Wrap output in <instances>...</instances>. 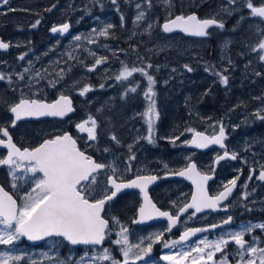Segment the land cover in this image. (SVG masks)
<instances>
[{
	"label": "rangeland",
	"instance_id": "rangeland-1",
	"mask_svg": "<svg viewBox=\"0 0 264 264\" xmlns=\"http://www.w3.org/2000/svg\"><path fill=\"white\" fill-rule=\"evenodd\" d=\"M101 2L106 0H8L6 5L0 3V35L14 46L11 51L0 54V59L6 65L2 85L8 88L0 92V126L11 124V118L4 120L3 117L16 97H43L47 81L59 83L67 80L73 82L77 95L78 110L71 123L76 126L89 116L97 121L95 140L89 141L87 133L81 134L77 128L72 132L74 138L90 154L102 153L103 162L117 168L116 175L120 180H129L132 176L151 171L176 172L182 169L197 157L196 151L186 143L193 134L187 129L211 134L217 133L221 124L231 134L228 141L230 151L238 157V162L223 166L220 170L222 180L249 163L264 165V119L257 118L255 114L260 110V115L264 116V71L258 72V68L264 69V61L259 60L258 52L252 51L264 39V18L253 17L246 7V0H235V3L230 0H183L180 15L195 12L200 19L215 18L224 24L223 28L208 30L206 37L195 38L162 31V23L177 14L173 0H116V4L111 0L110 6ZM252 2L255 6L264 5V0ZM137 4L140 8L136 7ZM8 9L14 10L13 16L5 15ZM141 11L145 13L144 18L134 22ZM235 13L238 14L236 21ZM37 20L40 23L33 28ZM234 21L239 24L241 33L228 31L233 29ZM65 22L71 24L67 35L55 36L51 33L53 26ZM108 25L112 27L108 29L107 36H98L93 32ZM149 25L152 27L149 28ZM75 36L82 39L74 40ZM89 39L94 43H89ZM22 54L24 59H19ZM101 57H106V60L89 71L95 60ZM124 65L128 68H145L156 81L153 90L159 115L153 125V143L145 138L149 134L147 118L143 115L148 108V100L144 96L147 80L139 72L133 73L127 80H116ZM185 65L193 70L187 71ZM251 65L257 67L249 71ZM210 66L211 70L206 71ZM26 68L29 71L23 72ZM14 73L16 75H9ZM20 73L26 75L23 80L29 82V87L15 83ZM58 73H62V79ZM216 73L226 76L227 84H222ZM41 79L45 83L42 84ZM40 85L38 90L43 92L33 91ZM85 85H90L91 90L80 95ZM132 87L137 88L135 93L127 91ZM49 88L57 90V85H49ZM251 118V124L255 123L256 127L249 123ZM248 123L250 127L246 128ZM62 128L60 124L58 129ZM15 133L18 135L16 143L21 142L30 149L37 147L46 135L57 132H31L29 126H24ZM113 136L119 143L112 139ZM246 138L250 141L251 155L246 152ZM132 155L135 159L129 161ZM129 166L131 171L126 170ZM5 172L8 185L20 197L30 192L35 179L39 178L21 168L17 169L14 181L9 175V167ZM104 173L97 175L92 185L90 198L93 200L110 188L107 175L112 173L111 168ZM164 193L168 207L176 209L189 200L191 186L186 182L172 181L171 186L164 188ZM241 196L242 193L233 199V207L240 204ZM158 198L161 197L158 195ZM137 201L134 192H127L106 204L103 217L109 221V228L102 247L74 248L65 241L53 239L42 242L44 244L41 243L40 247L15 241L9 246L0 245V251L23 256L24 259L17 264H60V261L75 264L85 252H88L85 257L87 261L93 255V249L99 253L108 248L116 260L122 261L120 246L113 243L121 227L128 229L130 243L141 244L142 247L151 242L159 229L153 225L136 226L133 223ZM113 217L119 223L113 221ZM195 220L196 217L189 213L183 223L189 225ZM241 227L238 225L226 233L238 231ZM195 246L193 240L170 249H177L176 254H179ZM133 254L142 255L143 258L129 260L128 264H158L150 262L151 252L143 255L139 249H133ZM94 264L111 262L94 261Z\"/></svg>",
	"mask_w": 264,
	"mask_h": 264
},
{
	"label": "snow or ice",
	"instance_id": "snow-or-ice-1",
	"mask_svg": "<svg viewBox=\"0 0 264 264\" xmlns=\"http://www.w3.org/2000/svg\"><path fill=\"white\" fill-rule=\"evenodd\" d=\"M235 3V0H230ZM0 3L7 4L8 0H0ZM116 4V0H112ZM140 8V5H136ZM246 7L250 10L253 17L264 18V5L255 6L252 0H246ZM51 9H49L50 11ZM227 11V9H225ZM145 16L143 11L139 12L134 22L141 21ZM123 20V17H121ZM40 23L39 20L32 25L35 28ZM212 26L223 28L222 21L215 18L200 19L195 14L188 16L177 15L174 18L168 19L163 25L162 29L166 33L173 32L176 29L188 34L198 37L207 36L208 29ZM112 25L99 31L93 30L98 36H107L108 29ZM152 26L149 25V28ZM70 25L64 23L59 26L51 28L52 33H66L69 31ZM74 40H81V36H75ZM89 43H94L89 39ZM10 47L8 42L0 40V50H7ZM252 51L258 52L259 60L264 61V39H261L256 48ZM94 55V54H93ZM19 59H24L22 54ZM106 60V57L97 58L95 64L89 68L92 71L97 65H100ZM148 67H152L148 65ZM187 71L191 72L193 69L188 65L184 66ZM211 66L206 68L210 71ZM25 69L24 72H28ZM139 72L147 80V89L144 93L145 99L148 100V108L143 114L147 118L148 136L145 137L149 143H153V125L158 119V112L156 111L155 91L153 86L156 81L145 68H128L126 65L122 67L116 80H127L133 76V73ZM40 75L39 72L36 73ZM61 79L62 73L57 74ZM219 76L222 84H227V77L216 73ZM259 75V73H257ZM19 79L24 78V74H18ZM5 79L3 74H0V80ZM10 80L11 78L8 77ZM31 79V77H29ZM58 81L50 82V86H55ZM103 87V85H101ZM91 90L90 85H85L80 90V95H84ZM127 91L135 93L136 87H132ZM72 101L66 95H59L56 100L47 103L39 99L21 98L18 102L9 105L8 111L13 115L11 126L15 127L17 121L26 117H65L68 113L73 111ZM257 118L264 119L260 115V110L257 111ZM90 125V126H89ZM76 128L81 133H87L89 141L97 138V121L89 116L87 120L76 124ZM187 131L192 132L193 136L190 141L186 143L194 145L197 148H207L209 145H219L224 148V140L226 139L225 128L223 124L219 126V131L211 136L205 135L203 132H197L189 128ZM0 146L7 149V154L0 157V165L9 166V175L16 179L17 169L23 168L26 172L39 176L35 179L34 187L30 192L21 197L22 203L17 204L11 195L4 188L0 187V245L9 246L15 241L26 237L29 241H39L46 237H62L71 245H102L105 241L107 230L109 228V221L102 216V210L105 204L116 197L117 193L122 189L136 188L143 194L144 203L138 209V220L133 223H142L148 220H153L158 217L167 218V228L165 231H171L175 227L180 218V214L186 213L188 209H194L192 215L200 213L205 209L216 210L222 201H225L233 189L237 186L239 177L231 179L224 186L223 191L217 195L211 196L205 189V184L211 177L207 174H201L196 170L194 163H189L186 168L171 173L172 175L187 177L195 186V191L192 194L190 203L179 207L178 212L174 215L169 211H161L148 197L147 187L158 179L153 175H137L134 179L127 182H118L117 168L113 165H105L98 163L92 159L91 156L86 155L77 146L76 139L72 135L65 132L63 135H57L50 139H45L35 148H19L12 139L8 127L0 126ZM113 140L119 141L115 136ZM175 139H179L176 137ZM175 142V140L173 141ZM131 150V146H129ZM105 151H108L105 149ZM226 158L233 160L237 159V155H231L227 150L223 155L216 157V162ZM129 161L134 160L132 155ZM111 168L113 175L108 176L107 184L111 187L106 189L110 195L105 194L101 199H90L92 185L96 182L95 173L100 169ZM127 171H131L129 166ZM252 175H249V179ZM260 181H264V166H261L258 177ZM88 182V183H85ZM15 183L13 187H15ZM248 193H244L247 197ZM175 206V202H173ZM226 207V206H225ZM232 217L221 222V225H229L232 222ZM113 221L119 223L117 218L113 217ZM221 225L212 224L209 227L216 229ZM254 228L264 230V223L243 225L238 231H231L224 233L216 240L203 239L198 242L195 247L189 250L182 251L179 254L164 255L162 257L165 261H170L171 264H229L226 247L230 242H234L237 246V255L240 257L236 264H264V248L256 247L258 238L253 236L252 241H246L244 236L246 233H252ZM208 231L206 228H187L179 237L178 241H163V232L155 234L151 238V242L146 247L141 244H132L129 242L128 229L121 227L120 231L116 233L117 239L113 241L114 244L120 246V252L123 256L122 261L116 260L108 248L96 253L93 249V255L85 261L88 252L80 257L75 264H94V261H110L111 264H128L129 260H141L142 255L133 254V249H139L143 255H147L152 251L153 243L161 242L165 248L175 247L180 242L187 241L189 237L194 236L198 232ZM202 245V246H201ZM216 253L221 254L219 260L214 259ZM247 253V256L245 255ZM24 259L21 255H13L9 251H0V264H17V262ZM60 264H64L60 261Z\"/></svg>",
	"mask_w": 264,
	"mask_h": 264
},
{
	"label": "flooded vegetation",
	"instance_id": "flooded-vegetation-1",
	"mask_svg": "<svg viewBox=\"0 0 264 264\" xmlns=\"http://www.w3.org/2000/svg\"><path fill=\"white\" fill-rule=\"evenodd\" d=\"M101 3H104V5H106V6H110L111 0H106V2H101ZM65 23H70V22H65ZM70 28H71V24H70ZM70 28H69V30H70ZM68 32L63 33V34H61L59 32L52 33V34L55 36H57L59 34L62 36H65L68 34ZM0 40H2L4 42H8L7 39L1 35H0ZM8 43L10 44V47L7 50H0L1 55H4L5 53L11 51L14 48V46L10 42H8ZM252 67L254 69L257 67V65H254V66L251 65V67L249 68V71L251 70ZM5 69H6V65L0 59V74L4 75ZM261 71H264V69L258 68V72H261ZM23 72H24V70H23ZM16 73L9 74V75L10 76L16 75ZM24 76H26V75L24 74ZM2 80H0V92L8 90V88L6 86L2 85ZM14 81L17 85L29 87L28 81H25L23 79L22 80L16 79ZM41 81H42V84L45 83V81H43L42 79H41ZM36 83H38V82H36ZM72 83L67 81V80L59 81V83L55 84V85H57V90H52L49 88L50 81H47L46 82V88L47 89L45 92L46 94L45 95L43 94V97L33 95L30 97H20L19 98V99H21V98L39 99V100H43L47 103H51L54 100H56L59 95L63 94V95L68 96L69 99L72 101V107L74 109L71 113H68L65 117H62V118L61 117H47V116L46 117H39V118L26 117V118L21 119L20 121H17L15 127H12L11 124L9 126H6V127H8L9 133L12 136L13 142L19 148H21V149L28 148L27 146L22 145L21 142L16 143L17 142L16 137L18 138V135H16V133L14 134V132H18L21 129H23L24 126H26V127L29 126L31 128V132H42L44 130H46V132H54V131L57 132L54 134L46 135L45 139H50V138H53L54 136H57V135H63L65 132L69 133L74 138V135L72 132H74L76 126L73 123H71V121L73 120V117L76 114L78 108H77V104H76L77 95H76V91H75ZM39 88H41V85L33 88L34 89L33 91H42V90H38ZM249 92H251V91H249ZM30 93H32V92H30ZM19 99H18V97H16L13 100L12 104L18 102ZM110 112H111V110H110ZM255 114H257V113H255ZM6 117L11 118V121L14 118L13 115L9 111L7 114L6 113L4 114L3 119L5 120ZM252 121H253V118H251L249 120V123L251 124ZM249 123L245 126L246 128L250 127ZM60 124L63 126L62 129H58V126ZM251 125H253V127H256L255 123H253ZM23 132H26V131H23ZM58 132H60V133H58ZM85 133H81V134H85ZM213 134H216V132H212L211 134H208V135L211 136ZM226 136L227 137L224 140V145H225L224 148L213 147V148H210L207 150H203L201 148H196L195 151L197 153V157H196L194 162L196 164L197 170L201 174H207L211 177V179L208 180V183H207V192L209 195H211V196L217 195L220 191H223L224 186L227 184V182L229 180L234 179L236 177H239V179L237 181V186L233 189V192L230 194V196L225 201L221 202V205L216 210L208 209L206 211L196 213V215H195L196 220H195V223H193V224L186 225L185 223H183L185 216L188 215L189 213H192V212H189L190 210L180 216L178 225L171 232L165 231V229L168 226L166 220H161V221H157V222H154L152 224H149V226L153 225L154 227H159V229L157 230L156 233H160V232L164 233L163 241H178L181 234L187 228H206V229H208V231L196 233L195 236L188 239L187 241L180 242L182 244H186V243L192 242L194 240L195 245H197L200 240L207 239V238H208V240H212L215 236H217L221 233L224 234V233H226V231L231 230V229L237 227L238 225L243 226V225H246L248 223H251V224L264 223V181H260L256 178L259 175V172L261 170V166L251 165L249 163V165L244 167L242 170H240L236 173L232 172V173L228 174L229 178L226 180H222V178L220 177V170L222 168L227 167L228 165H233V164H235V162H238V158L235 160H233L231 158H226L224 160L219 161L218 163L216 162V157L218 155H223L225 150H227L230 155L232 154V152L230 151V143L228 144V141L231 138V134L227 133ZM0 139H4V137L0 136ZM45 139H43V140H45ZM74 139H76V138H74ZM42 141L40 143H42ZM76 141H77L78 148L81 151H84L86 153V155L91 156L92 159H94L98 163L105 164L102 160V158H103L102 153L101 154L92 153L93 154L92 155V154H90L91 152L89 150H84L82 148V146L80 145V142L77 139H76ZM37 145H39V143ZM35 147L36 146H34L32 148H35ZM246 147L249 150V151L247 150L246 152H249L251 155L250 141L247 138H246ZM6 154H7V149L0 146V157L5 156ZM205 157L207 158L206 161H204ZM256 163L259 164L258 162H256ZM262 166H264V165H262ZM8 167L9 166H7V165H0V187L4 188V190L7 191L9 193V195H11L18 202V205H19V201L21 199L19 193L13 191L11 189V186L8 185V181L6 178V172H5V170ZM105 171H107V168L100 169L97 171V173H95V176H97L101 173L105 174L104 173ZM177 171H179V170H177ZM171 173H174V172L171 170H166V171L163 170L161 172L151 171L148 174H139V175H153V176L158 177L156 185L149 189V194L151 196L152 202L161 211H169L170 213L175 215L178 212L179 207H183L187 202L184 201L176 209H171L168 207V205H167L168 203H167L166 197L164 195L165 194L164 188L166 186H171L172 181L185 182L182 179H178V178H166V176L172 175ZM250 174L252 175L251 179H249ZM110 175H113V173H108L107 179H108V176H110ZM135 176H137V175H135ZM118 181H123V180L118 179ZM85 183H88V182H85ZM109 187H111V186H109ZM133 192L137 195V199H138L137 205H136L137 209H136V212L134 215V218H136L138 209H139L140 204H141V194H140V192H137V191H133ZM241 193H242V196L240 198L241 199L240 204L237 207H233L232 206L233 199L236 196H239ZM244 193H248L247 197L244 196ZM105 194L110 195V192H105L103 195L99 196V198H97V199L103 198V196ZM123 194H125V193H123ZM120 195H122V194H120ZM158 195L161 197L160 199L158 198ZM119 196L108 201L107 203L112 202L113 200H115ZM90 199H92V198H90ZM106 204H105V206H106ZM105 206H104V209H105ZM192 211L194 212V210H192ZM229 216H231L233 218L232 222L229 225H221V222L223 220L227 219V217H229ZM212 224L221 225V227H218L216 229H211L209 226ZM160 226H161V228H160ZM253 236L258 238V241L256 243V247L264 248V230L259 229V228H254L252 233H250V234L246 233L245 234L244 239L246 241L251 242ZM53 239H60L62 241H65L66 243H68L62 237H48V238H46L43 241L38 242V243H36V242L33 243L32 241H29L26 237H22L20 240H18V242H22L23 245L26 244L28 246L40 247L42 244H44L42 242H44L46 240H53ZM105 242H106V240H105ZM69 245H71V244H69ZM103 245H104V243H103ZM71 246L74 248H84L82 246H73V245H71ZM102 246H93V247H102ZM85 247H87V246H85ZM176 253H177V249L171 250L170 247L165 248L163 246V243H161V242L153 243L150 262L151 263H158V264H171L170 261H165L162 259V257L164 255H172V254H176ZM226 253L228 255L229 264H236V261L240 259V257L237 255V246L234 244V242H230L227 245ZM245 255L247 256V253H245ZM220 258H221V254L216 253L214 259L219 260ZM209 264H211V262H209ZM257 264H259L258 259H257Z\"/></svg>",
	"mask_w": 264,
	"mask_h": 264
},
{
	"label": "water",
	"instance_id": "water-1",
	"mask_svg": "<svg viewBox=\"0 0 264 264\" xmlns=\"http://www.w3.org/2000/svg\"><path fill=\"white\" fill-rule=\"evenodd\" d=\"M191 15V14H190ZM196 15V14H195ZM197 16V15H196ZM165 23V22H164ZM163 23V24H164ZM162 24V25H163ZM212 27H214V26H212ZM212 27H210V28H212ZM209 28V29H210ZM208 29V30H209ZM163 30V29H162ZM207 30V31H208ZM176 31H180L179 29H176V30H174L173 32H176ZM173 32H170V33H173ZM182 32V31H181ZM166 33V32H165ZM184 33V32H183ZM184 34H186V33H184ZM186 35H188V34H186ZM189 36H193V37H198V36H194V35H189ZM205 37V36H204ZM197 132H203L205 135H208L207 133H205L204 131H197ZM225 133H226V131H225ZM227 135V134H226ZM193 136V135H192ZM192 136L190 137V139H189V141L192 139ZM209 136V135H208ZM227 137V136H226ZM187 145H188V147H190V148H192V149H196L197 147H195L194 145H191V144H188L187 143ZM213 147H220L219 145H209L207 148H203V150H207V149H210V148H213ZM94 160V159H93ZM190 163H194L195 164V162L194 161H191ZM196 165V164H195ZM186 168V167H185ZM184 169V168H183ZM182 170V169H181ZM196 170H197V168H196ZM198 171V170H197ZM135 178V177H134ZM134 178H132V179H134ZM166 178H178V179H182V180H184L186 183H188L189 185H191V188H192V192H191V196H190V200L188 201V203H190L191 202V199H192V194H193V192L195 191V186L193 185V183H192V181L191 180H189L187 177H181V176H176V175H170V176H166ZM132 179H130V180H132ZM119 182V181H118ZM123 182H127V181H123ZM156 183H157V180H155L152 184H150V185H148V187H147V189H146V191H147V194H148V197H149V199L151 200V202H152V199H151V196H150V194H149V189L150 188H152L153 186H155L156 185ZM207 183H208V181L206 182V184H205V189H206V191H207ZM110 186V185H109ZM130 191H138V192H140L139 191V189H136V188H129V189H122L120 192H118L117 193V195H116V197L117 196H119L120 194H122V193H125V192H130ZM140 194H141V204L142 203H144V198H143V194L140 192ZM115 198V197H114ZM113 198V199H114ZM14 199V198H13ZM153 203V202H152ZM141 206V205H140ZM189 210V209H188ZM187 210V211H188ZM191 210H194V209H191ZM206 210H208V209H205V210H203V211H206ZM103 211H104V208H103V210H102V213H103ZM195 211V210H194ZM101 213V214H102ZM184 214V213H183ZM183 214H180V216L181 215H183ZM139 219V217H138V212H137V216H136V220H138ZM161 220H166L167 221V218H164V217H158V218H155V219H153V220H148V221H145V222H142V223H135L136 225H139V226H141V225H149V224H152V223H154V222H157V221H161ZM178 225V224H177ZM176 225V226H177ZM175 226V227H176ZM175 227H173L172 228V230L175 228ZM171 230V231H172ZM170 231V232H171ZM195 236V235H194ZM193 236H191V237H189V239L190 238H192ZM46 238H48V237H46ZM46 238H44V239H46ZM43 239V240H44ZM43 240H39V241H32L33 243H38V242H41V241H43ZM104 243V242H103ZM103 243H102V245H103ZM102 245H96V246H102ZM73 246H92V245H73Z\"/></svg>",
	"mask_w": 264,
	"mask_h": 264
},
{
	"label": "trees",
	"instance_id": "trees-1",
	"mask_svg": "<svg viewBox=\"0 0 264 264\" xmlns=\"http://www.w3.org/2000/svg\"><path fill=\"white\" fill-rule=\"evenodd\" d=\"M174 1V12L175 13H177L176 15H180L179 13L181 12L180 11V7H181V5L180 4H182L183 3V0H173ZM184 9V11H185V8H183ZM192 10V9H191ZM190 10V11H191ZM189 11V10H188ZM192 13V12H191ZM13 14H14V10L13 9H8V10H6L5 11V15H7V16H13ZM237 16H238V14H234V18H235V21H236V19H237ZM235 21L233 22V25H232V28L233 29H231V30H228V31H238V33H241L240 32V30H239V24H237V23H235ZM69 25H70V23H69ZM59 26V25H58ZM52 33V32H51ZM174 33H181V34H183V35H185L184 33H182V32H174ZM185 36H187V35H185ZM189 37V36H188ZM211 63V62H210ZM102 128V126H100V129Z\"/></svg>",
	"mask_w": 264,
	"mask_h": 264
}]
</instances>
